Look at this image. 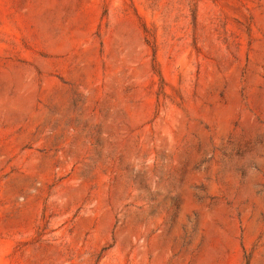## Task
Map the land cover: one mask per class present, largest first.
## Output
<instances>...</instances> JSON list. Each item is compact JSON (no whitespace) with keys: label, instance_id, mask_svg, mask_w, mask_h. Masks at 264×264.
<instances>
[{"label":"rangeland","instance_id":"374dc122","mask_svg":"<svg viewBox=\"0 0 264 264\" xmlns=\"http://www.w3.org/2000/svg\"><path fill=\"white\" fill-rule=\"evenodd\" d=\"M0 264H264V0H0Z\"/></svg>","mask_w":264,"mask_h":264}]
</instances>
